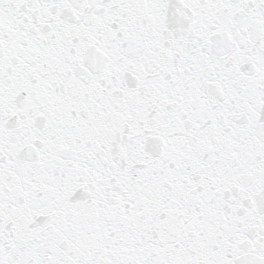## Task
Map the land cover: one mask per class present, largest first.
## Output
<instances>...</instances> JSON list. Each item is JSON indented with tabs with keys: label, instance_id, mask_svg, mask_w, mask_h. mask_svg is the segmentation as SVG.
I'll return each instance as SVG.
<instances>
[{
	"label": "snow or ice",
	"instance_id": "obj_1",
	"mask_svg": "<svg viewBox=\"0 0 264 264\" xmlns=\"http://www.w3.org/2000/svg\"><path fill=\"white\" fill-rule=\"evenodd\" d=\"M0 264H264V0H0Z\"/></svg>",
	"mask_w": 264,
	"mask_h": 264
}]
</instances>
